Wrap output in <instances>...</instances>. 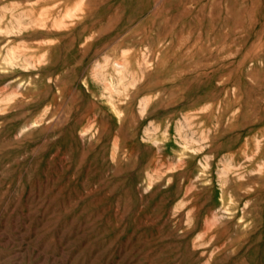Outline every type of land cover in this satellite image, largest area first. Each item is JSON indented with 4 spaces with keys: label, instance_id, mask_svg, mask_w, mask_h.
I'll return each instance as SVG.
<instances>
[{
    "label": "rangeland",
    "instance_id": "rangeland-1",
    "mask_svg": "<svg viewBox=\"0 0 264 264\" xmlns=\"http://www.w3.org/2000/svg\"><path fill=\"white\" fill-rule=\"evenodd\" d=\"M0 264H264V0H0Z\"/></svg>",
    "mask_w": 264,
    "mask_h": 264
},
{
    "label": "bare ground",
    "instance_id": "bare-ground-1",
    "mask_svg": "<svg viewBox=\"0 0 264 264\" xmlns=\"http://www.w3.org/2000/svg\"><path fill=\"white\" fill-rule=\"evenodd\" d=\"M17 55L15 54L14 51H11L6 57H5V61H12L13 58H15ZM117 65H119V63H116ZM121 68V67H120ZM4 110V109H3ZM6 110V109H5ZM196 132V131H195Z\"/></svg>",
    "mask_w": 264,
    "mask_h": 264
}]
</instances>
